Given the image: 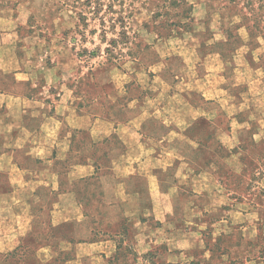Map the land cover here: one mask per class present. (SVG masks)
Returning a JSON list of instances; mask_svg holds the SVG:
<instances>
[{
  "label": "rangeland",
  "instance_id": "374dc122",
  "mask_svg": "<svg viewBox=\"0 0 264 264\" xmlns=\"http://www.w3.org/2000/svg\"><path fill=\"white\" fill-rule=\"evenodd\" d=\"M224 67L245 84L262 78L264 0H0V116L45 114L43 134L60 140L63 165L103 164L126 139L152 146L164 124L183 123L200 79L222 85ZM262 79L255 95L254 84L240 95L244 122L255 123L250 142L218 146L209 135L204 167L174 163L210 190L191 199L198 209L179 208L153 228L128 221L109 245H91L100 236L72 244L69 225L54 228L0 264H264Z\"/></svg>",
  "mask_w": 264,
  "mask_h": 264
},
{
  "label": "crops",
  "instance_id": "0c3cea01",
  "mask_svg": "<svg viewBox=\"0 0 264 264\" xmlns=\"http://www.w3.org/2000/svg\"><path fill=\"white\" fill-rule=\"evenodd\" d=\"M245 58L252 60L247 52ZM222 72L224 81L220 87L202 78L191 89L192 94L186 95V115L183 114L181 125L164 124L162 128L168 132L151 139L152 146L130 139L125 140V150L111 144L106 161L99 165L93 160H69L66 166L60 163L65 156L59 153L60 140L44 136L43 113L42 118L27 110L14 118L0 116V257L16 246L32 245L39 234L61 222L76 223L84 237L91 239L96 220L103 219V240L91 245H109L118 237L111 234L110 223L114 224V220L134 221L133 228L145 229L147 224L153 228L178 213L179 208L191 212L198 209L193 198L210 190L196 183L190 170L181 174L174 163L204 167L208 135L218 146L234 148L250 142L256 134L255 123H245L243 117L249 108L243 109L246 102L240 95L247 93L253 84L261 87L264 74L245 84L246 79L238 73L225 67ZM256 86L251 95L258 92ZM209 105L220 108V113L211 111ZM229 122L230 128H225ZM224 133L226 137L222 136ZM156 148L162 150L158 152ZM145 149H151L152 154L145 156ZM168 158L171 163H165ZM87 180L97 182L89 186V195L81 187L82 181ZM189 186L192 193L187 190ZM86 196H91V201ZM113 206L119 208L122 217L113 214Z\"/></svg>",
  "mask_w": 264,
  "mask_h": 264
},
{
  "label": "trees",
  "instance_id": "16d2710c",
  "mask_svg": "<svg viewBox=\"0 0 264 264\" xmlns=\"http://www.w3.org/2000/svg\"><path fill=\"white\" fill-rule=\"evenodd\" d=\"M222 55H223V57H227V54L225 53V52H222ZM211 137V136H210ZM209 137V135H208V137H207V141H208V139L210 138ZM108 157V156H107ZM97 160L98 159H96V160H94L95 162H96V164L97 165H99L100 163H98L97 162ZM96 185L97 184V182L95 181H93V180H87V181H82V183H81V187H85L86 188V192L88 193V195H89V186L90 185ZM92 195H93V197H95V198H97V195H96V193L95 192H93L92 193ZM86 198H88L89 199V201H91V199L90 198H92L91 196H90V198L88 197V196H86ZM88 201V202H89ZM90 203V202H89ZM118 217L119 216H121L122 217V213L121 212H119V214L117 215ZM128 221H130V220H128V219H122L121 221H118V225H112L111 223H110V225L112 226V232H111V234H112V236H115V235H117L118 237L120 236V235H123L124 233H126L127 234V231H126V229L127 228H125V227H128L126 224L128 223ZM96 223H97V226H96V231H95V234H94V237L93 238H91V239H88L87 237L85 238L84 237V233H83V235H78V231H76V228H79V226L76 224V223H64L63 225H57V226H52L50 229H48L47 231H49V230H52V229H54V228H56V229H60V228H67V225H69L68 226V229L70 228V235L69 234H67V235H64L63 236V239H65L66 241H68V242H71L72 244H76V243H80V242H86V241H89V240H92V242L93 241H95V240H101V239H98L99 238V236L100 237H102L103 238V235H104V228H103V225H105V222H104V220L103 219H99V220H96ZM128 225H129V227H130V224L128 223ZM118 226V227H117ZM79 229H81V228H79ZM46 231V232H47ZM67 231H69V230H67ZM126 231V232H125ZM128 231H129V229H128ZM83 232V231H82ZM45 233V232H44ZM102 233H103V235H102ZM41 234H43V233H41ZM40 235V234H39ZM69 235V236H68ZM115 238V237H114ZM22 246V245H21ZM20 246V247H21ZM119 247H120V245H118V247H117V249H119ZM7 256L9 255V254H6ZM5 255V256H6ZM1 259V258H0Z\"/></svg>",
  "mask_w": 264,
  "mask_h": 264
}]
</instances>
